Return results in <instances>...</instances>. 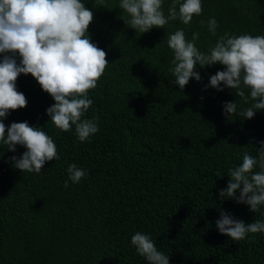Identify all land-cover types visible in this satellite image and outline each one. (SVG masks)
I'll list each match as a JSON object with an SVG mask.
<instances>
[{
  "label": "trees",
  "instance_id": "trees-1",
  "mask_svg": "<svg viewBox=\"0 0 264 264\" xmlns=\"http://www.w3.org/2000/svg\"><path fill=\"white\" fill-rule=\"evenodd\" d=\"M82 2L94 14L91 40L109 61L88 90L93 103L82 116L98 131L81 142L75 125L57 128L46 113L54 99L31 74L18 76L27 105L0 120L39 126L59 159L46 161L40 173L21 172L8 158L26 148L13 153L0 141V264H149L131 243L136 232L148 234L170 264H264V232L233 241L215 224L219 209L246 223L264 221V206L253 213L218 195L243 154L257 156L264 146V110L251 119L223 114L226 101L238 111L254 101L245 103L237 89L202 90L224 69L219 63L197 65L202 81L190 78L183 91L169 83L174 52L168 46L177 29L188 40L198 32L196 47L204 52L226 32L264 36V0H201L202 12L190 24L177 19L145 33L120 19L126 15L120 0ZM172 2L162 0L165 15ZM209 18L218 22L215 36ZM70 164L87 172L78 183L68 180Z\"/></svg>",
  "mask_w": 264,
  "mask_h": 264
},
{
  "label": "clouds",
  "instance_id": "clouds-1",
  "mask_svg": "<svg viewBox=\"0 0 264 264\" xmlns=\"http://www.w3.org/2000/svg\"><path fill=\"white\" fill-rule=\"evenodd\" d=\"M119 8L126 13L120 15L125 25L140 33L154 26L164 28L169 21L177 19L188 25L194 15L202 12L201 0H183L178 10L177 0H173L167 15L162 0H120ZM93 18V11L82 0H0V118L6 119L9 110L26 107L27 99L17 90L16 81L20 74H31L55 101L46 113L57 128L69 131L75 125L81 142L97 133L94 120L82 119L93 103L88 90L97 86L109 64L107 53L92 42L88 32ZM207 23L208 31L215 36L218 22L209 18ZM199 35L193 32L188 40L183 29L169 35L168 46L174 52L169 83L179 85L183 91L190 78L202 81L197 65L204 68L219 63L224 69L210 75L202 90L237 89L236 95L245 103L249 98L254 101L240 111L235 101H226L223 114L228 119L233 115L251 119L257 110H264V36H236L226 32L218 37L214 47L204 52L196 47ZM243 88L250 89V97ZM0 141L13 153L18 145L26 148L20 156L8 158L21 172L40 173L46 161L59 159L53 139L26 120L9 126L0 120ZM259 143L264 145V141ZM256 166L261 171L254 172ZM67 171L68 180L73 183L87 175L85 169L75 164H70ZM228 177L227 186L218 193L221 201L231 198L237 204L249 206L253 213L259 211L264 206V146L259 147L257 156L245 152L242 163L229 169ZM68 180L64 182L65 188ZM219 211L216 227L233 241H240L249 233L264 232V221L246 223L223 209ZM131 243L149 264H170L169 255L159 251L148 234L136 232Z\"/></svg>",
  "mask_w": 264,
  "mask_h": 264
}]
</instances>
